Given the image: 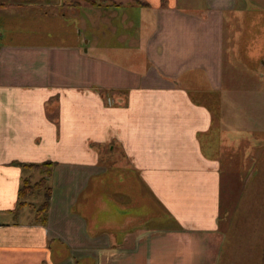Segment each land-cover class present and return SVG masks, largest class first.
I'll return each mask as SVG.
<instances>
[{
    "label": "crops",
    "instance_id": "0c3cea01",
    "mask_svg": "<svg viewBox=\"0 0 264 264\" xmlns=\"http://www.w3.org/2000/svg\"><path fill=\"white\" fill-rule=\"evenodd\" d=\"M139 1L147 5L0 0V264L264 256V229L248 227L254 213L223 212L225 172L249 184L256 171L243 146L249 133L225 116L219 126L226 104L210 98L224 88L223 29L235 0ZM112 9L135 34L115 36L104 19ZM246 149L233 172L229 154ZM47 162L45 213L46 190H20L45 176L27 165ZM155 210L171 226L153 225Z\"/></svg>",
    "mask_w": 264,
    "mask_h": 264
},
{
    "label": "rangeland",
    "instance_id": "374dc122",
    "mask_svg": "<svg viewBox=\"0 0 264 264\" xmlns=\"http://www.w3.org/2000/svg\"><path fill=\"white\" fill-rule=\"evenodd\" d=\"M115 2L119 3L118 0ZM122 3L135 2L124 0ZM79 10L78 13L82 15L83 9ZM110 12H105L104 19L116 27L115 36L135 34L134 28H125L121 24L120 21L126 17L123 11L114 13L112 9ZM226 13L223 29L224 88L210 98L217 99L218 104L222 101L226 104L217 106L219 126L222 125L221 117L225 116L229 123L227 125L232 126L233 131L245 129L244 131L249 133L250 139L248 143L244 142L243 146H248L251 166L254 165L256 171L249 184L240 182L241 178L238 179L236 174L230 177L228 171L225 172L223 212L226 213L230 209L234 211L233 214L241 213L242 210L246 214L254 213V218L250 219L252 224L248 227L257 232L261 227L264 229V0H235L232 10L229 9ZM76 24L77 20L75 31L79 29ZM126 41L123 45H127ZM229 156L233 157L232 164L236 166L232 171L237 172L242 167V158L247 156V149L244 156L239 151ZM147 198L148 207H156L161 211L156 201L149 196ZM139 208L136 207L138 211ZM160 214L155 210L153 225L171 226ZM258 264H264V256Z\"/></svg>",
    "mask_w": 264,
    "mask_h": 264
},
{
    "label": "trees",
    "instance_id": "16d2710c",
    "mask_svg": "<svg viewBox=\"0 0 264 264\" xmlns=\"http://www.w3.org/2000/svg\"><path fill=\"white\" fill-rule=\"evenodd\" d=\"M70 5L73 6H79L81 5L83 2H87L90 3L91 5H106V6H115V7H120L123 5L122 2H115L113 0H77L76 2H73V0H67ZM135 3L137 4H141L146 6L147 3L139 1V0H133ZM28 167H33V168H37L42 170V172L45 174L44 177H42L39 181H37L36 183H32L30 182L29 179H24L22 188L20 190V196L21 197H25L28 194L34 192L35 189H37V191H41V190H46V200L43 202V204L40 207V211H44L45 213L48 210V205H49V195H50V188L47 186V177H50L52 174V170H53V166L54 164L51 162H47V163H43V164H29L27 165ZM43 218V219H42ZM41 219L43 221L46 220V214L44 217H42ZM41 220V221H42Z\"/></svg>",
    "mask_w": 264,
    "mask_h": 264
}]
</instances>
